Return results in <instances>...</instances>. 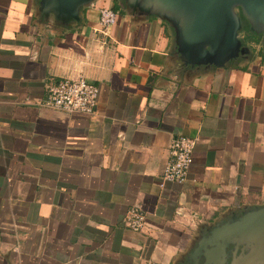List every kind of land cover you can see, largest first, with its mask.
Masks as SVG:
<instances>
[{"label":"crops","instance_id":"crops-1","mask_svg":"<svg viewBox=\"0 0 264 264\" xmlns=\"http://www.w3.org/2000/svg\"><path fill=\"white\" fill-rule=\"evenodd\" d=\"M39 6L0 0V264H182L205 222L264 205V56L184 64L170 24L125 0L70 24ZM79 74L94 114L44 104ZM178 134L196 138L187 179L159 187ZM133 205L150 233L123 225Z\"/></svg>","mask_w":264,"mask_h":264},{"label":"water","instance_id":"water-1","mask_svg":"<svg viewBox=\"0 0 264 264\" xmlns=\"http://www.w3.org/2000/svg\"><path fill=\"white\" fill-rule=\"evenodd\" d=\"M91 1L39 0V9L46 18L53 16L58 23L70 24L78 20L80 7ZM125 3L133 13L156 15L170 24L176 53L184 64L222 66L248 54L249 49L238 37L243 28L239 10L249 24V31L263 34L264 40V0H125ZM216 236L222 244H217V248L212 246L217 243ZM229 243L236 248L240 245L248 248L247 253L232 259L230 264H264V205L233 212L229 220L208 230L183 264H197L198 257L204 258L203 264H211L210 257L215 252L222 254Z\"/></svg>","mask_w":264,"mask_h":264},{"label":"built area","instance_id":"built-area-1","mask_svg":"<svg viewBox=\"0 0 264 264\" xmlns=\"http://www.w3.org/2000/svg\"><path fill=\"white\" fill-rule=\"evenodd\" d=\"M117 21V12L111 6H101L98 9V23L102 31L107 30ZM44 104L65 112L94 114L99 88L79 74L71 78H50L44 84ZM196 138L185 135H175L168 145V158L161 169L159 187L167 183L182 184L187 179L189 168L193 161ZM123 225L135 232L150 233L146 215L138 205L129 207L123 217Z\"/></svg>","mask_w":264,"mask_h":264},{"label":"rangeland","instance_id":"rangeland-1","mask_svg":"<svg viewBox=\"0 0 264 264\" xmlns=\"http://www.w3.org/2000/svg\"><path fill=\"white\" fill-rule=\"evenodd\" d=\"M254 34H256V33H252V32H250L248 30H241L240 29L239 32H238V37L241 40L242 45L245 46V47H247L249 49V53L252 54L251 55L252 58L257 59L261 55L264 56V40H263V34H256V35H259V36H256ZM223 222H225V221H223V219L222 220H216V221H213V222H205L204 225H203L202 230H199L198 235L195 237V239L193 240V242L189 246L190 249H189L188 253L191 252V250L194 247H197V242L203 236H206L207 235L208 230L213 229L214 226L221 225ZM215 240H216L215 242H217V243H212L213 244L212 246L213 247L215 246V248H217V244H221V240L218 238V236L215 237ZM229 244H231V243H229ZM221 245H219L218 247H220ZM240 246H242V245H240ZM210 247L211 246L208 245L207 249H209ZM225 247L226 246L223 247V253L222 254H219V252H215L216 254L214 253L212 255V257H210V260L212 261L211 263H213L214 261H215L214 263H217V262L218 263L219 262L221 263V260H222L221 257L224 256ZM245 249L248 252V248L245 247ZM202 251L203 252L204 251L206 252V250H203V249H202ZM243 255L244 254H240L239 256L234 257L233 259L237 260V259H239ZM215 258H216V260H215ZM198 259H202L204 261V258L203 257H201V258L198 257ZM189 264H191V263H189ZM197 264H198V262H197Z\"/></svg>","mask_w":264,"mask_h":264},{"label":"flooded vegetation","instance_id":"flooded-vegetation-1","mask_svg":"<svg viewBox=\"0 0 264 264\" xmlns=\"http://www.w3.org/2000/svg\"><path fill=\"white\" fill-rule=\"evenodd\" d=\"M252 54L251 53H248L246 55H239L236 59H239V58H251ZM231 217L230 216H227L226 218L223 219V221H227L229 220ZM206 227V226H205ZM205 229V228H204ZM202 230V229H200ZM243 246H238L237 248L234 246V244H228L226 247H225V250H224V256L221 257V263L217 262V263H211V264H230L231 260L234 258V257H237L239 256L240 254H245L247 252V250L244 248L243 250ZM188 253V252H187ZM187 253L182 261V264L183 262L185 261V258L187 256ZM198 264H203V260L202 259H199L198 260Z\"/></svg>","mask_w":264,"mask_h":264},{"label":"trees","instance_id":"trees-1","mask_svg":"<svg viewBox=\"0 0 264 264\" xmlns=\"http://www.w3.org/2000/svg\"><path fill=\"white\" fill-rule=\"evenodd\" d=\"M239 14L241 15L242 20H243V28L241 30H248L249 31V29H248L249 28V24H248L247 20L242 16L240 10H239ZM254 35H256V34H254ZM256 36H259V35H256Z\"/></svg>","mask_w":264,"mask_h":264}]
</instances>
